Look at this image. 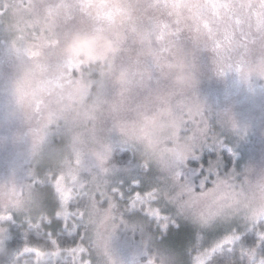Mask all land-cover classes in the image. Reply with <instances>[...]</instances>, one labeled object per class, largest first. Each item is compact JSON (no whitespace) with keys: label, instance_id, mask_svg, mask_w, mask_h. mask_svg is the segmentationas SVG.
I'll return each mask as SVG.
<instances>
[{"label":"rangeland","instance_id":"rangeland-1","mask_svg":"<svg viewBox=\"0 0 264 264\" xmlns=\"http://www.w3.org/2000/svg\"><path fill=\"white\" fill-rule=\"evenodd\" d=\"M89 28L116 40L111 65L127 69L121 86L107 64L66 69L80 82L74 88L58 73L54 41ZM176 55L200 69L193 91L172 87L160 74ZM262 64L264 0H108L91 7L80 0H0V213L35 210L46 195L63 202L82 182L103 192L111 146L117 171L109 180L138 181L141 149L124 143L118 129L142 123L151 130L193 96L200 114L185 120L182 134L194 140L186 171L197 190L202 180L211 186L217 176L259 173L264 81L239 86L231 73L240 68L247 75ZM84 213L100 264H149L154 257L174 264L171 250L187 243L186 231L196 233L191 221L179 233L161 228L138 208L89 200Z\"/></svg>","mask_w":264,"mask_h":264},{"label":"snow or ice","instance_id":"snow-or-ice-1","mask_svg":"<svg viewBox=\"0 0 264 264\" xmlns=\"http://www.w3.org/2000/svg\"><path fill=\"white\" fill-rule=\"evenodd\" d=\"M191 153L171 170L156 167L155 174L150 165L142 164L144 175L138 181L128 178L120 184L109 180L117 171L111 164V146L103 192H94L82 182L76 194L69 192L63 202L46 195L35 210L0 213L4 249L0 264H100L85 219L89 200L138 208L158 220L161 228L174 226L178 233L191 221L196 233L186 231L187 243L171 250L174 264H264V210L250 214L240 206L249 197L264 198V184L217 176L211 186L202 180L197 190L186 171ZM204 239L211 241L210 246H204Z\"/></svg>","mask_w":264,"mask_h":264},{"label":"clouds","instance_id":"clouds-1","mask_svg":"<svg viewBox=\"0 0 264 264\" xmlns=\"http://www.w3.org/2000/svg\"><path fill=\"white\" fill-rule=\"evenodd\" d=\"M80 3L91 7L97 4L106 5L108 0H80ZM54 44L57 48V71L61 77L68 80L70 87L74 88L80 82H73L65 70H78L82 65L98 64L104 69L107 64L106 71L111 76L113 84L119 87L125 82L127 69L114 68L111 65L119 46L110 33L97 28L72 29L56 39ZM199 72L200 69L193 60L176 55L162 66L160 74L172 87L181 91H193L199 82ZM227 75L228 73H221L222 77ZM231 75L237 85L247 87L254 79L264 81V64L249 71L247 75H244L240 68L235 69ZM199 114L200 108L193 96L182 112L170 110L167 116H162L155 122L156 126L151 130H146L141 123L120 128L118 131L124 143L139 146L144 165L171 170L183 156L192 151L194 140L183 135L182 130L186 119L191 121ZM245 179L253 185L264 184V170L255 175H246ZM240 206L250 214L264 210V198L249 197L243 200ZM149 264H160L159 257H154Z\"/></svg>","mask_w":264,"mask_h":264},{"label":"trees","instance_id":"trees-1","mask_svg":"<svg viewBox=\"0 0 264 264\" xmlns=\"http://www.w3.org/2000/svg\"><path fill=\"white\" fill-rule=\"evenodd\" d=\"M17 242H19V239H17ZM62 247H63V245H62Z\"/></svg>","mask_w":264,"mask_h":264}]
</instances>
